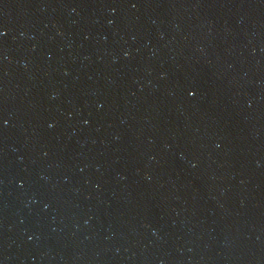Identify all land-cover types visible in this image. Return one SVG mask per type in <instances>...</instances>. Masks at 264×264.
<instances>
[{
  "label": "water",
  "instance_id": "obj_1",
  "mask_svg": "<svg viewBox=\"0 0 264 264\" xmlns=\"http://www.w3.org/2000/svg\"><path fill=\"white\" fill-rule=\"evenodd\" d=\"M0 264H264V0H0Z\"/></svg>",
  "mask_w": 264,
  "mask_h": 264
}]
</instances>
